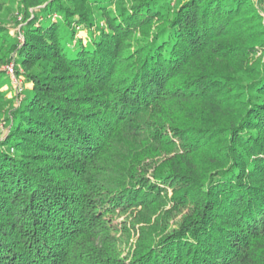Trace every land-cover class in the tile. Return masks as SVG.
<instances>
[{
  "label": "trees",
  "instance_id": "obj_1",
  "mask_svg": "<svg viewBox=\"0 0 264 264\" xmlns=\"http://www.w3.org/2000/svg\"><path fill=\"white\" fill-rule=\"evenodd\" d=\"M0 8V264H264V0Z\"/></svg>",
  "mask_w": 264,
  "mask_h": 264
},
{
  "label": "rangeland",
  "instance_id": "obj_2",
  "mask_svg": "<svg viewBox=\"0 0 264 264\" xmlns=\"http://www.w3.org/2000/svg\"><path fill=\"white\" fill-rule=\"evenodd\" d=\"M0 5H2V0L0 1ZM7 2L5 1V3L3 5H5ZM18 15V20L22 19V14L17 13ZM0 24H6L9 28L10 33H14L15 31H17V29L20 28V26H16L14 23L11 22V20L9 19L8 15H7V11L4 9L0 8ZM79 36H81L84 39V42L87 38L86 36V31H81L78 34ZM5 49V48H4ZM9 66L14 67V72L10 73L9 72ZM1 67L7 72V78L5 80H3V84L0 87V91L2 93H4V95L6 96L7 99H13L14 95H18L20 94L19 92H21L20 87L22 86L21 84H25V88L31 87L32 83H28L26 84L24 81V76L23 71L24 69L22 67H16V65H14V62H8V63H3L1 65ZM19 70V74H17V71ZM0 126L3 127V131H2V137L5 135V132L7 131V127L4 126V123L0 121ZM175 155V152H169V153H164V157L160 158V157H156L154 158V160L157 161L158 158H160V160L158 161L159 163H161V161L164 158L167 157H172ZM148 160H150V157L148 158ZM150 175V172L148 173ZM170 195H172V192L170 193ZM152 210H157L156 212H153ZM149 210L148 208H141L139 207H133L127 210H122L119 209L115 214H112L110 216H107L108 219L113 220L114 223L119 224V222L122 224L125 221V224H128L130 227H132L133 222L137 223V227L136 229L132 232L131 234L127 237L128 238V242L130 244V247L133 246L139 239L138 235L140 234L139 232V228L143 227H149L151 226V222H154L158 216H160V213L162 212H167L169 210H171V207L169 205H162V207L160 206V208L158 209H152ZM149 214L152 215L151 217V222H143L142 220L145 219ZM172 212L170 213H166L165 214V219L170 218L172 216ZM178 216H181V214H178ZM177 216V217H178ZM176 218V216H175ZM174 218L170 219V221H172Z\"/></svg>",
  "mask_w": 264,
  "mask_h": 264
},
{
  "label": "built area",
  "instance_id": "obj_3",
  "mask_svg": "<svg viewBox=\"0 0 264 264\" xmlns=\"http://www.w3.org/2000/svg\"><path fill=\"white\" fill-rule=\"evenodd\" d=\"M10 68H9V72L10 73H13L14 72V67H12V66H9ZM20 90H22V87H20Z\"/></svg>",
  "mask_w": 264,
  "mask_h": 264
}]
</instances>
